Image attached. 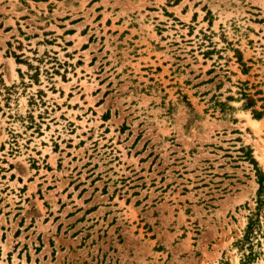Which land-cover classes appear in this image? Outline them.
I'll list each match as a JSON object with an SVG mask.
<instances>
[{
  "label": "rangeland",
  "instance_id": "1",
  "mask_svg": "<svg viewBox=\"0 0 264 264\" xmlns=\"http://www.w3.org/2000/svg\"><path fill=\"white\" fill-rule=\"evenodd\" d=\"M263 107L264 0H0V264H241Z\"/></svg>",
  "mask_w": 264,
  "mask_h": 264
},
{
  "label": "trees",
  "instance_id": "2",
  "mask_svg": "<svg viewBox=\"0 0 264 264\" xmlns=\"http://www.w3.org/2000/svg\"><path fill=\"white\" fill-rule=\"evenodd\" d=\"M236 52L239 54L238 51ZM238 60L241 62L240 57ZM241 65L243 66L242 63ZM242 96L246 100L245 109H250L255 106L254 99L244 93H242ZM252 114L254 119H260L262 117V113L257 111H252ZM239 151L243 153L239 158L249 161L255 167V177L258 185L255 200L256 206L253 212H250V215L247 217L242 238L235 243V247L242 253L241 264H252L259 255L257 251V249H260L259 236L261 233H264V173L258 168L248 146L241 147ZM244 251L248 253L245 254Z\"/></svg>",
  "mask_w": 264,
  "mask_h": 264
}]
</instances>
